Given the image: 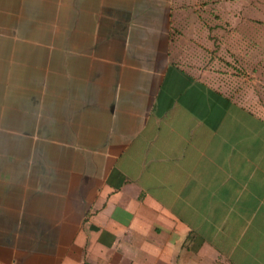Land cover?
Instances as JSON below:
<instances>
[{
  "label": "crops",
  "instance_id": "0c3cea01",
  "mask_svg": "<svg viewBox=\"0 0 264 264\" xmlns=\"http://www.w3.org/2000/svg\"><path fill=\"white\" fill-rule=\"evenodd\" d=\"M183 2L0 0V264H264L261 20Z\"/></svg>",
  "mask_w": 264,
  "mask_h": 264
},
{
  "label": "rangeland",
  "instance_id": "374dc122",
  "mask_svg": "<svg viewBox=\"0 0 264 264\" xmlns=\"http://www.w3.org/2000/svg\"><path fill=\"white\" fill-rule=\"evenodd\" d=\"M222 1L224 0H184L183 4H185V6H188L189 9L191 7V9H195L194 13H192L191 9L189 10L187 16L189 18H192V20H196L198 23L197 19H194L195 16L199 17L201 19V21L204 22V26H207L208 28L211 26H214V23L216 20H218L221 24H218L220 31H224L222 34V37H224L225 39L222 42L225 43H229L226 39L227 34L226 31H237L238 33L240 32V25L239 23L233 24L230 23V21H226L224 20V16H226L227 12L228 15L229 14H233L236 17H240L242 15L244 16H250V20L252 22L256 21L255 19H259L261 20V26H254V24H251V28L249 29L250 31V35L246 36V40L244 41V44L240 42V45H238L239 48L241 49H246V50H259L261 49V51H264V0H229V1H233L235 4V8L233 7L232 9H226L223 8L221 6H217V5H221ZM212 2V6L210 5ZM218 2V3H216ZM221 3V4H220ZM193 15H192V14ZM244 13V14H243ZM212 23V24H211ZM214 27H217L214 26ZM255 27V28H254ZM210 30V29H209ZM181 32V31H180ZM212 33H216L214 32V29L212 31ZM222 33V32H221ZM224 35V36H223ZM214 37V36H213ZM260 37V38H259ZM219 39V38H218ZM236 43V41H234ZM221 48L220 45H218V49ZM225 49V48H224ZM230 49V48H228ZM264 54V53H263ZM242 53H237L235 52V54L233 55L234 59H233V64L230 60V62L226 59V56H222L220 57V64L225 66V67H229V66H233V71H223V74H231V75H244L246 74L245 71H242L240 68L235 67L237 66L236 63H238L239 59L242 57L241 56ZM217 54L214 52V67H216L217 61L216 60ZM259 56H256V59H258ZM261 59H264V55L260 57ZM228 64V66H227ZM238 68V70H240V72L236 71L235 69ZM221 73V72H220Z\"/></svg>",
  "mask_w": 264,
  "mask_h": 264
}]
</instances>
